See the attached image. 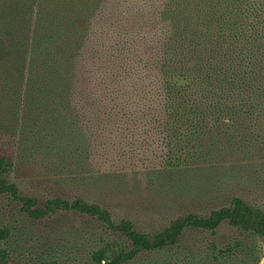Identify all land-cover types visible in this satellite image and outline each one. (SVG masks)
Here are the masks:
<instances>
[{
    "label": "trees",
    "instance_id": "trees-1",
    "mask_svg": "<svg viewBox=\"0 0 264 264\" xmlns=\"http://www.w3.org/2000/svg\"><path fill=\"white\" fill-rule=\"evenodd\" d=\"M251 141L264 142V0H0V264H59L51 237L15 260L22 219L58 212L114 234L90 248L83 231L85 264H244L264 243V212L240 197L154 234L101 202L138 163L179 174L198 152ZM20 170L79 194L41 204L9 178ZM224 222L243 236L184 255L186 230Z\"/></svg>",
    "mask_w": 264,
    "mask_h": 264
},
{
    "label": "rangeland",
    "instance_id": "rangeland-1",
    "mask_svg": "<svg viewBox=\"0 0 264 264\" xmlns=\"http://www.w3.org/2000/svg\"><path fill=\"white\" fill-rule=\"evenodd\" d=\"M246 145L249 151L245 152L233 150L227 154L217 152L208 156L198 152L190 169L179 174L167 175L162 172L154 175L153 172L167 169L157 158L150 166L138 163L136 167L125 170L126 175L121 174L120 181L113 183L114 185H106L108 198L101 204L111 211L115 222L129 219L139 231L148 234L161 231L172 221L188 213L208 216L211 211L228 206L234 197H240L252 208L264 212V142L251 141ZM139 173L149 174V178H143ZM9 178L19 186L22 195L36 197L41 204L56 196L68 198L79 194L52 186L44 180L53 179L47 173L38 175L20 170L12 173ZM83 196L89 200L97 198L96 194ZM2 204L4 200L0 202V206ZM22 221L24 231L23 235L17 237L19 248L16 251V261L23 262L31 257L34 259L35 254L28 252L29 249L36 248L35 241L51 237L56 241L58 253L55 258L60 260L59 264H85L84 258L89 250H85L82 233L86 228L90 235L94 234L89 235L90 248L101 245L100 238L105 241L114 238V234L102 231L97 222L75 213L58 212L41 223ZM237 236L243 235L224 222L215 233L199 229L186 230L180 247L188 257L202 252L211 242L223 245ZM255 245L256 256L246 264H254L256 258L264 252L263 242L257 241ZM52 249L54 248L50 245V250ZM152 263V260L146 262ZM260 264H264V255Z\"/></svg>",
    "mask_w": 264,
    "mask_h": 264
}]
</instances>
